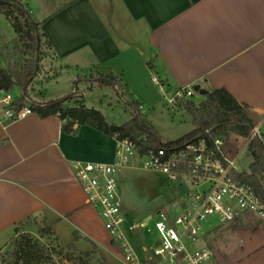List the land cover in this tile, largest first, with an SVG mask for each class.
<instances>
[{
	"label": "crops",
	"instance_id": "crops-1",
	"mask_svg": "<svg viewBox=\"0 0 264 264\" xmlns=\"http://www.w3.org/2000/svg\"><path fill=\"white\" fill-rule=\"evenodd\" d=\"M20 3L40 24L41 41L49 44L41 52L59 66L57 74L74 70L75 77L91 72L111 75L142 112L161 102L167 105L166 99L177 90L225 89L245 106L264 143V0ZM0 17L1 29L12 30ZM10 43L1 39L0 51ZM0 60L5 69L1 56ZM85 92L91 96L83 93L80 100L92 108L87 106L92 92ZM31 99L52 101L45 94ZM236 139L244 142L235 150ZM247 144L248 138L233 134L222 144L228 159L241 152L239 172L246 171L238 163ZM114 154V139L85 125L71 136L61 131L57 117L41 119L30 113L14 122L0 121V249L16 228L34 220L45 224L60 248L72 245L78 256L93 252L103 264H123L72 170L76 162L111 164ZM205 226L199 245L213 252L208 264H264V219L245 213L228 224L215 220Z\"/></svg>",
	"mask_w": 264,
	"mask_h": 264
},
{
	"label": "built area",
	"instance_id": "built-area-1",
	"mask_svg": "<svg viewBox=\"0 0 264 264\" xmlns=\"http://www.w3.org/2000/svg\"><path fill=\"white\" fill-rule=\"evenodd\" d=\"M194 95L191 88L177 90L166 103L174 108L177 100ZM15 98L11 92L0 90V121L14 122L31 113L27 106L16 107ZM121 101L126 105L124 99ZM253 137L261 140L257 129L252 130L248 142ZM113 139L111 164L76 162L72 170L87 205L119 249L123 264H208L213 252L199 243L209 220L223 225L245 213L264 219V203L251 187L235 178L240 173L236 163L241 152L228 159L222 150L223 141L214 139L211 146L200 139L141 153L135 142ZM128 168L158 176L164 186L182 192L183 199L166 210L131 220L124 212L118 183L120 173ZM151 222L155 237L149 236L146 242L141 236L151 232Z\"/></svg>",
	"mask_w": 264,
	"mask_h": 264
},
{
	"label": "trees",
	"instance_id": "trees-1",
	"mask_svg": "<svg viewBox=\"0 0 264 264\" xmlns=\"http://www.w3.org/2000/svg\"><path fill=\"white\" fill-rule=\"evenodd\" d=\"M0 15L9 21L15 34L11 45L0 51V56L6 64L5 69L0 68V90L12 92L18 89L20 94L14 100L16 107L27 106L31 113H36L41 119L57 117L61 122V131L66 135L75 136L79 127L85 125L109 137L133 141L142 153L200 139L210 142L212 146L214 139L224 141L230 134L247 139L254 129L252 121L245 113V106L238 104L225 89H215L197 103L193 97L177 100L176 106L190 116L193 129L170 143H162L158 139L155 130L140 112L139 104L130 99L125 101L131 111V118L119 126L108 122L100 111L87 108L81 100L73 101L72 92L75 90L67 96L46 103L30 101L26 90L38 72L42 46L46 48L49 44L47 40L42 43L40 24L33 20L19 0H0ZM95 81L99 87L111 88L118 97H124L120 85L111 75H98ZM70 103L72 105L68 106ZM245 155L250 159L247 172L237 173L235 178L251 187L264 203V143L253 137L246 146ZM65 250L66 252H63L60 248L58 252H50L37 240L22 236L11 252V258H2L0 264H52L53 253L62 255L61 258L67 264H89L88 261L92 257L90 253L75 257L72 245L67 246Z\"/></svg>",
	"mask_w": 264,
	"mask_h": 264
},
{
	"label": "rangeland",
	"instance_id": "rangeland-1",
	"mask_svg": "<svg viewBox=\"0 0 264 264\" xmlns=\"http://www.w3.org/2000/svg\"><path fill=\"white\" fill-rule=\"evenodd\" d=\"M2 19L3 18L0 19V26ZM1 39L12 43L15 39V35L11 29L8 31L0 27V44ZM46 55L47 54L42 51L38 64V72L26 90V96L30 101H33L31 97L44 94L46 99L56 100L67 96L72 90H75L74 93L72 92V100L74 101L80 100V96L83 93H86L89 98L91 95H88L85 91H91L92 97L87 104L88 107L98 109L106 119H110L111 122L117 126L122 125L131 118V111L127 105L123 104L121 101V99L129 100V98L126 95H124V97H118L111 88L99 87L95 81L98 78V74H94L93 72L85 74L79 73V75L75 77L76 72L74 70H62L57 74L59 66L53 64L52 59L48 58ZM0 66L4 67L1 60ZM11 93L14 97L20 94L18 89H14ZM193 99L197 103L202 100V96L195 94ZM73 101L71 103H73ZM140 112L151 124L158 139L162 143L174 142L190 133L193 129L191 118L186 112L173 113L169 106L163 102L151 108H144V112L141 110ZM261 132L263 133L264 140V126ZM225 140L227 141L228 138ZM241 142L243 143L244 141L236 139V141L233 142L235 150L239 147ZM249 160L248 157L246 158V155L242 156L238 163V168L246 170L244 172H247ZM118 183L124 212L133 221H137L158 210H166L168 207L176 205L183 199L182 195H184L182 192L164 186L158 176L134 168L123 170L119 175ZM209 221L214 222L215 219ZM152 227L153 222L149 224L151 232L148 233V235L144 234L141 236L142 240L146 239V242H149V236L152 238L155 237ZM206 229L207 227L204 225L203 231ZM104 232L106 237L109 238L105 230ZM22 236H28L33 240H37L50 252H58L60 249V246L48 234L45 224H39L34 220H29L21 224L17 228V232L11 241L0 249V261L2 258H11L10 254L18 242H20ZM63 250V252H66L65 249ZM91 254L92 257H90L91 259L88 261L89 264H103V260L97 256L96 253L92 252ZM73 255L78 257L75 253H73ZM61 257L62 255L53 253L52 264H67ZM68 264L77 263L71 262Z\"/></svg>",
	"mask_w": 264,
	"mask_h": 264
},
{
	"label": "water",
	"instance_id": "water-1",
	"mask_svg": "<svg viewBox=\"0 0 264 264\" xmlns=\"http://www.w3.org/2000/svg\"><path fill=\"white\" fill-rule=\"evenodd\" d=\"M193 92L199 96H205L208 92L202 88H200L199 86H194L192 88Z\"/></svg>",
	"mask_w": 264,
	"mask_h": 264
}]
</instances>
